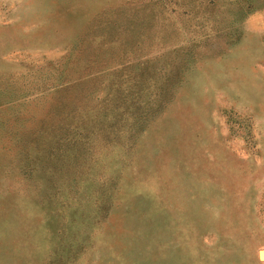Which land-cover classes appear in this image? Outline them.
I'll list each match as a JSON object with an SVG mask.
<instances>
[{
	"label": "rangeland",
	"instance_id": "rangeland-1",
	"mask_svg": "<svg viewBox=\"0 0 264 264\" xmlns=\"http://www.w3.org/2000/svg\"><path fill=\"white\" fill-rule=\"evenodd\" d=\"M0 264H264V0H0Z\"/></svg>",
	"mask_w": 264,
	"mask_h": 264
}]
</instances>
